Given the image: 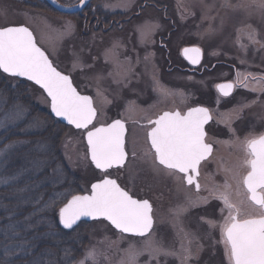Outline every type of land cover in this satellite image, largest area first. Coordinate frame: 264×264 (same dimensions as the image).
<instances>
[{
  "label": "rangeland",
  "instance_id": "obj_1",
  "mask_svg": "<svg viewBox=\"0 0 264 264\" xmlns=\"http://www.w3.org/2000/svg\"><path fill=\"white\" fill-rule=\"evenodd\" d=\"M57 1L63 6H73L81 0ZM240 2L246 3L247 0H230L232 5ZM144 3L159 8L167 6V16L172 20V24L167 23V33L174 29L168 42L172 68L184 67L183 48L198 46L204 51L205 64L209 67L216 62L234 66L241 80L247 76L249 85L264 77V46L250 43L247 34L252 29L245 27L251 24L260 33L258 39L264 40V22L256 14L249 16L243 8L227 6L225 0H95L92 6L110 14L121 13L122 17L128 18ZM51 9L44 0H0V27L26 26L32 31L38 46L45 51L53 66L70 75L81 94L93 98L98 115L92 127L107 126L116 119L129 123L126 138L129 159L124 168L107 173L97 171L89 160L86 131H76L63 124L68 133L61 147L62 159L52 155L49 142L35 137L45 128L42 120L36 118L43 119L47 115L53 122H59L51 114L48 97L37 86L11 78L8 83L12 89L23 84L28 99L25 106H20V97L10 103L7 97L0 95V190L14 187L23 202L21 207H34L31 221L38 219L37 225L50 229L51 214L56 213L59 224V208L73 195L88 194L92 184L105 177L116 179L133 197L149 200L155 219L153 231L157 239L168 245L174 235L169 227L170 209L183 203L184 192L177 190V182L172 177L154 173L150 157L144 156L148 148L146 131L149 127L137 123L156 119L165 110L185 112L197 105L210 108L215 121L210 130L214 132L218 126L221 139H211L217 143L218 150L201 171L205 185L203 195L209 197L207 189L225 182L224 169L236 166L244 156L239 143H227L235 140L229 129H235L240 140L249 133L256 135L264 131V96L243 87L241 94L233 100L218 97L217 84L233 76V70L227 67L198 77L173 69L167 72L166 77L163 56L156 42L158 34L164 31L163 14L154 9L145 10L139 20L108 33L95 32L92 28L88 30L76 15H63ZM68 21L75 26L74 30L70 35L61 36ZM238 29L243 30L238 32ZM241 44L246 47V52ZM105 53H108L107 63ZM76 57H80L83 70L77 68L73 71L72 62ZM162 90L168 94L163 95ZM12 93L18 95L14 91ZM253 100L257 103L241 111L243 105L251 104ZM238 111L240 118L236 119ZM229 118H232L231 123ZM6 135H14L15 141L7 143ZM133 147L135 159L131 156ZM232 183L235 186V182ZM191 194L198 196L192 190ZM53 198L57 203L49 207ZM207 207L211 212L199 210ZM218 207L216 202L212 205L208 201L190 210L182 219L195 223L198 233L208 234L207 224L201 217L211 219L216 216V221L221 220L220 212L217 215L212 212ZM88 232L90 240L83 254L95 247L103 253L99 257L100 264H117L129 243L140 240L118 233L105 221L89 223ZM217 233L218 229L211 235ZM147 259L146 255L140 257L141 264ZM163 259L161 257V264Z\"/></svg>",
  "mask_w": 264,
  "mask_h": 264
},
{
  "label": "snow or ice",
  "instance_id": "obj_2",
  "mask_svg": "<svg viewBox=\"0 0 264 264\" xmlns=\"http://www.w3.org/2000/svg\"><path fill=\"white\" fill-rule=\"evenodd\" d=\"M85 2L86 0H81V6ZM225 4L243 8L249 16L256 14L264 22V0H247L246 3L240 2L236 5L225 0ZM74 27L70 21L66 22L65 32L61 36L70 35ZM245 27L252 29L247 34L249 42L264 46V40L258 39L260 33L251 24ZM115 47L116 45L113 46ZM240 47L246 52L243 44ZM183 54L192 64H198L202 51L199 47L185 48ZM107 55L105 53L106 63ZM77 68L83 70L80 57L72 62L73 71ZM0 70L12 77H24L33 81L47 93L51 112L55 117L67 121L76 129L87 130L88 154L97 169L108 172L112 168L125 167L129 159V151L125 147V122L116 119L107 126L90 128L97 118L93 99L81 95L73 86L70 75L63 74L53 66L45 52L37 46L28 27H0ZM246 81L247 76L241 80L238 75L237 81L219 84L217 88L227 97L232 94L236 84L240 83L242 87L264 96V77L257 79L253 85ZM162 94L166 96L168 93L162 90ZM255 103L257 101L253 100L251 104L243 105L241 111ZM235 118H240L239 111ZM212 119L208 108L194 107L186 113L165 111L155 120H148L151 127L146 131L148 148L144 151V156L150 157L155 174L172 177L177 182V190L184 192L183 203L170 209L169 223L174 230L170 244L165 245L162 239H157L153 231L155 219L149 200L133 198L115 179L108 177L92 184L91 195H73L60 207L59 223L65 229H72L82 217L93 220L103 218L120 234L139 237V241L130 242L123 250L117 264H141L140 257L145 255L148 259L143 264H161V257L164 258L163 264H168L169 260H175L177 264H190L203 246L199 244V237L186 230L182 217L190 210L206 204L209 197H213L222 203L218 210L221 222L207 217L201 219L207 224L208 235L219 229L222 238L220 242L224 246L223 255L228 264H264V131L256 135L249 133L240 140L235 135V129L230 128L235 140L227 143L241 145L244 158L236 167L243 169V172L225 168V182L207 189L209 197H194L191 194L192 187L195 192L200 191L201 165L213 153V145L207 142L205 131V125ZM231 119L229 118V123ZM131 156L136 158L135 147L131 150ZM232 182H235V186ZM56 203L57 199L53 198L49 207H54ZM102 255V252L93 247L84 254L83 259L68 261L67 264H100L99 257Z\"/></svg>",
  "mask_w": 264,
  "mask_h": 264
},
{
  "label": "trees",
  "instance_id": "obj_3",
  "mask_svg": "<svg viewBox=\"0 0 264 264\" xmlns=\"http://www.w3.org/2000/svg\"><path fill=\"white\" fill-rule=\"evenodd\" d=\"M76 17L82 23L84 17L80 15H76ZM11 80L4 76L0 70V95L3 98L7 97L10 103L20 97V106H25L28 99L24 94L25 86L20 84L17 89L13 90L8 83ZM13 91L19 96L13 94ZM30 109L32 110V108ZM30 109L28 110L30 111ZM36 119H41L45 128L41 134L35 137L43 138L49 142L52 147L51 154L58 156L61 160V147L64 137L68 133L67 127L59 122H53L47 115L43 119ZM6 136L7 143L15 141L14 135V137ZM26 137L28 139L35 138L34 136ZM22 203L14 187L0 190V264H67L68 261H78L83 258V253L90 240L89 223H82L76 229L66 231L58 224L54 212L51 214L50 229H46L44 226L37 225L38 219L31 221L30 214L34 212V207H21ZM66 252H68L67 256Z\"/></svg>",
  "mask_w": 264,
  "mask_h": 264
},
{
  "label": "flooded vegetation",
  "instance_id": "obj_4",
  "mask_svg": "<svg viewBox=\"0 0 264 264\" xmlns=\"http://www.w3.org/2000/svg\"><path fill=\"white\" fill-rule=\"evenodd\" d=\"M94 1L95 0H93V2H91L90 5L85 9L86 13H84V11H85L84 10L82 12V14H80V15H82L84 17L83 21H82V25H84L85 28H88V30H90L92 28L95 32L100 31L102 33H108V32H111L114 28H117L121 25L123 26L124 24L132 22L134 20L137 21L143 15V12L147 9H154L155 11H158L159 13L163 14L162 20L164 23V31L162 34H158L156 42L158 43V45H157L158 51H160V53L163 56V70H164L163 72H164L166 77H167V72H172L173 69L179 71L180 73H184V74H187L190 76H197L198 77V76H202L205 74L213 73L214 71H216L217 68L227 67L228 69L233 70V76L230 77V79H228V80H225V81L218 83L217 85L237 81L238 75H237V68L236 67L228 66L224 62H222V63L216 62L211 67H209L205 64V55H204V59H203L202 64L198 68L192 67L183 58H182V60L184 63V67L174 66L172 68V61H171V57H170V50L168 48V42L170 41V37H171L174 29L173 30L171 29L167 33V23L172 24L171 18H169L167 16V6L163 7V8H159V7H154V5H152L150 3H144V5H142L136 9V12L134 14L130 15V17H128V18H124V17H122L123 14H121V13L110 14V13H107L105 11L99 10L96 7H93L92 5L94 4ZM83 13H84V15H83ZM154 45H155V43H154ZM154 48H156V45L154 46ZM167 65H168V67H167ZM242 88L243 87L241 86V84L237 83L234 90H233L232 96L228 97V98L222 96L217 91V88H216V91H217L218 97H221L223 100L230 101V100L237 98L238 95L241 94ZM204 107H206V106H204ZM206 108H208V107H206ZM208 109H210V108H208ZM188 110L189 109H187L185 112H181V111L180 112L186 113ZM165 111H167V110H165ZM165 111H163V112H165ZM175 111H178V110H175ZM163 112H161L159 115H162ZM152 120H155V119H152ZM125 123L127 124V127H129V123H127V122H125ZM214 123H215V121L212 119L211 122L205 128V131L207 132V142L212 143V145H213V153H212V156L207 161L202 163L201 171H202V167L206 163H208L210 160L213 159L216 151L218 150L217 143L215 141H211V139H214V140L221 139V136L218 134L219 131L217 130L219 128L218 126H216V130H214V132H212L210 130V127H212ZM137 124L139 126H146V127L148 126L149 128L151 127V125H149L148 122L144 123V124H141L138 122ZM243 158H244V156H243ZM242 159H240V161ZM236 166L234 164V166L231 169L237 170ZM240 172H243V169H241ZM203 177L204 176L201 172V176H200L201 189H200V191L198 193L195 192L194 187H192L191 190L194 193H196L198 196L208 197L207 195H203V193L205 191V185L202 181ZM207 185H209V184L207 183ZM208 201L212 205L214 204V202H216L219 205L218 209L217 208H215V210L212 209V212L214 211L215 212L214 214L217 215L219 213V211H218L219 208L222 207V203L218 199H215L213 197L211 199H209ZM207 209H208V207L206 209L200 208L199 210L201 212H206V211L211 212ZM186 219L187 218H185L183 220H186ZM211 219L216 220V216L214 218H211ZM217 222H221V220L217 219ZM183 223H184V226H185L187 231L192 233L194 236L199 237V244L203 246L202 250L198 252L196 258H194L193 260L190 261V264H228L227 259L223 255L224 246H223V243L220 242L222 238H221V234H220L219 229H218V233L216 235H213V234L208 235L207 233H205V234L203 233V235H202V234L197 232L198 226L195 223L193 224V223H188L185 221H183ZM169 225H170L169 227L173 230L172 225L171 224H169ZM173 236L170 237L171 239H169V241H168L169 244L173 241ZM193 247L194 248L196 247L195 241L193 242ZM168 264H177V262L175 260H169Z\"/></svg>",
  "mask_w": 264,
  "mask_h": 264
},
{
  "label": "water",
  "instance_id": "obj_5",
  "mask_svg": "<svg viewBox=\"0 0 264 264\" xmlns=\"http://www.w3.org/2000/svg\"><path fill=\"white\" fill-rule=\"evenodd\" d=\"M45 2H46V4L50 7V8H52L54 11H56V12H58V13H60V14H63V15H77V14H80V13H82L89 5H90V3L92 2V0H86V2L83 4V6H81V1L79 2V3H77L76 5H73V6H63L62 4H60L57 0H44ZM34 38H35V36H34ZM36 40V39H35ZM37 43V42H36ZM37 46H38V44H37ZM39 47V46H38ZM196 47H198V46H189V47H185V48H196ZM185 48H183V50L185 49ZM200 48V47H199ZM201 49V48H200ZM42 50V49H41ZM183 50H182V52H181V55H182V58L187 62V63H189L192 67H194V68H198L201 64H202V62H203V59H204V52H203V50L201 49V51H202V56H201V59H200V62L198 63V64H192L185 56H184V54H183ZM43 51V50H42ZM45 52V51H44ZM46 54V53H45ZM47 55V54H46ZM48 56V55H47ZM49 58V57H48ZM58 70V69H57ZM2 71V70H1ZM59 71V70H58ZM3 72V71H2ZM5 75H7L8 77H12V76H10V75H8L7 73H4ZM64 74V73H63ZM66 75V74H65ZM12 78H18V79H20V80H24V81H27V82H29V83H32V84H34L35 86H37L38 88H40L38 85H36L33 81H29V80H27L26 78H24V77H12ZM72 79V78H71ZM72 82H73V80H72ZM73 86L75 87V85H74V83H73ZM41 89V88H40ZM77 89V88H76ZM41 90H43V89H41ZM78 91V90H77ZM217 91L219 92V90H218V88H217ZM43 92H44V90H43ZM79 92V91H78ZM45 94H46V96H47V93L46 92H44ZM80 93V92H79ZM220 93V92H219ZM81 94V93H80ZM221 94V93H220ZM232 94H233V91H232ZM232 94L230 95V96H227L226 98H228V97H231L232 96ZM81 95H83V94H81ZM222 95V94H221ZM88 96V95H87ZM223 96V95H222ZM225 97V96H224ZM92 98V97H91ZM49 100H50V98H48ZM93 106H94V103H93ZM198 107H202V106H198ZM50 111H51V108H50ZM51 114L55 117V115L51 112ZM98 115V114H97ZM55 118H57L59 121H60V123L61 124H63V125H66V126H69V127H72L74 130H76V131H87V130H85V129H76L73 125H69L68 123H67V121H65V120H63V119H61V118H58V117H55ZM97 119V118H96ZM96 122V120L93 122V125H94V123ZM211 122V121H210ZM209 122V123H210ZM208 123V124H209ZM208 124H206L205 125V128L207 127V125ZM93 125H90L89 127L91 128ZM125 127H126V129H127V124L125 123ZM127 134H128V130H127V132H126V137H127ZM126 137H125V140H126ZM85 142H86V145H87V140H86V136H85ZM125 147H126V144H125ZM210 158V157H209ZM89 160H90V162H91V159H90V155H89ZM128 162V161H127ZM127 162H126V164H127ZM91 164H92V166L97 170V171H100V172H102L100 169H97L96 167H95V165L91 162ZM125 164V165H126ZM114 169H118V168H112V169H109L108 170V172L109 171H112V170H114ZM102 173H107V172H102ZM109 178V177H108ZM112 179V178H111ZM97 183V182H96ZM118 183V182H117ZM119 184V183H118ZM92 193H91V187H90V192L88 193V194H83V195H80V196H87V195H91ZM131 195V194H130ZM134 198V197H133ZM135 199H137V198H135ZM70 200V199H69ZM98 221H105V222H107L115 231H117L118 233H119V231L117 230V229H115L114 228V226H112L111 224H110V222H108L107 220H104L103 218H100V219H96V220H93V219H91V218H89V217H82L78 222H77V224L76 225H74L73 226V228L72 229H65L64 227H63V225L62 224H60L61 225V227L64 229V230H66V231H72V230H74L75 228H77L81 223H83V222H86V223H91V222H98ZM123 235H126V236H131L130 234H123ZM131 237H134V236H131ZM137 238H139V237H137Z\"/></svg>",
  "mask_w": 264,
  "mask_h": 264
}]
</instances>
